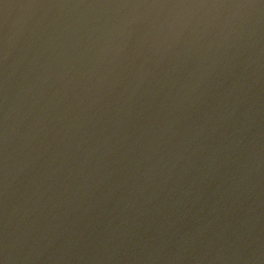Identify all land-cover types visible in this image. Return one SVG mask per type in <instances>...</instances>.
<instances>
[{
	"label": "water",
	"instance_id": "obj_1",
	"mask_svg": "<svg viewBox=\"0 0 264 264\" xmlns=\"http://www.w3.org/2000/svg\"><path fill=\"white\" fill-rule=\"evenodd\" d=\"M0 264H264V0H0Z\"/></svg>",
	"mask_w": 264,
	"mask_h": 264
}]
</instances>
